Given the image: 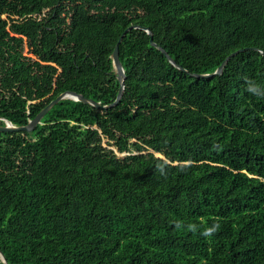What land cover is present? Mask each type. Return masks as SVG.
Here are the masks:
<instances>
[{
    "label": "trees",
    "instance_id": "1",
    "mask_svg": "<svg viewBox=\"0 0 264 264\" xmlns=\"http://www.w3.org/2000/svg\"><path fill=\"white\" fill-rule=\"evenodd\" d=\"M8 264H264V0H0ZM32 56H26L25 47ZM221 76L214 74L232 53ZM105 142V144H104ZM118 154H127L121 158ZM0 264H5L0 256Z\"/></svg>",
    "mask_w": 264,
    "mask_h": 264
},
{
    "label": "water",
    "instance_id": "2",
    "mask_svg": "<svg viewBox=\"0 0 264 264\" xmlns=\"http://www.w3.org/2000/svg\"><path fill=\"white\" fill-rule=\"evenodd\" d=\"M133 29H141L144 30L151 38V43L154 47L158 48L168 59V61L174 65L177 69L181 70L182 72H186L188 73V71L186 69H184L183 67H181L180 65H177L176 62L170 57V55L161 47L158 46L156 43H154V39H153V33L149 28L146 27H142L141 25H132L130 26L119 38L115 48H114V52H113V64L114 67L116 69L117 72V78L118 81L120 83V90H119V94L117 96V99L114 103L107 105V106H103L93 100H90L88 98H85L84 96L75 93V92H66L63 93L62 95H60L59 97H57L54 101H52L34 120H32L27 126H23V127H16L14 126L10 121L5 120L6 125L4 127H0V133L1 132H7V133H14V132H32L41 122V120L49 113V111L59 102H61L62 100L66 99V98H70L73 99L74 101H79L85 104H89L92 105L93 107L97 108V109H110L116 105H118L124 95V91H125V81H126V73H125V69L120 61V45L123 42V39L125 37V35L130 32ZM248 49H241L238 50L234 53H232L230 56H228L225 61L222 63V65L218 68V70L214 73V74H207V75H200V74H190L191 76L198 78V79H207V78H211L214 76H221L223 74V71L225 69V67L228 65V63L231 61L232 58L236 57L237 55L246 52ZM262 55L264 56V53L262 52ZM0 256L2 261L5 264H8L3 253L0 252Z\"/></svg>",
    "mask_w": 264,
    "mask_h": 264
},
{
    "label": "clouds",
    "instance_id": "3",
    "mask_svg": "<svg viewBox=\"0 0 264 264\" xmlns=\"http://www.w3.org/2000/svg\"><path fill=\"white\" fill-rule=\"evenodd\" d=\"M251 94H253V95H264V92H262V91H259L257 88H255V87H249L248 89H247Z\"/></svg>",
    "mask_w": 264,
    "mask_h": 264
},
{
    "label": "rangeland",
    "instance_id": "4",
    "mask_svg": "<svg viewBox=\"0 0 264 264\" xmlns=\"http://www.w3.org/2000/svg\"><path fill=\"white\" fill-rule=\"evenodd\" d=\"M24 53H25L26 56H32V55L30 54V51H29V49L27 48V46L25 47V51H24ZM104 144H105V142H104ZM118 155H119V157L123 158V157H125L127 154H118Z\"/></svg>",
    "mask_w": 264,
    "mask_h": 264
}]
</instances>
